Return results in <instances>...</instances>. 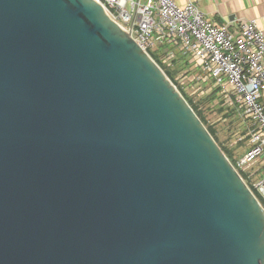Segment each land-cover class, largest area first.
<instances>
[{"label":"water","instance_id":"water-1","mask_svg":"<svg viewBox=\"0 0 264 264\" xmlns=\"http://www.w3.org/2000/svg\"><path fill=\"white\" fill-rule=\"evenodd\" d=\"M0 264H264V207L95 0H0Z\"/></svg>","mask_w":264,"mask_h":264},{"label":"built area","instance_id":"built-area-1","mask_svg":"<svg viewBox=\"0 0 264 264\" xmlns=\"http://www.w3.org/2000/svg\"><path fill=\"white\" fill-rule=\"evenodd\" d=\"M95 1L148 54L164 45L161 64L183 55L187 64L176 79L189 75L195 85L210 83L216 89L212 102L235 110L246 129L237 139L244 151L232 165L264 207V34L256 21L215 23L193 2Z\"/></svg>","mask_w":264,"mask_h":264},{"label":"rangeland","instance_id":"rangeland-1","mask_svg":"<svg viewBox=\"0 0 264 264\" xmlns=\"http://www.w3.org/2000/svg\"><path fill=\"white\" fill-rule=\"evenodd\" d=\"M177 77V76H176ZM175 82L180 90L189 98L194 101L203 102L207 96H210V93L216 90L213 86H210V83L203 85H195L191 82V77L189 75L183 79H176ZM176 86V87H177ZM197 87H200L197 90ZM201 115L205 119V126L213 128L216 132V137L218 144L225 146L228 149L233 150V156L230 158H238L242 155L244 151L245 144L240 145L242 142L238 141V137H241V132L245 131L246 124L240 120V118H225L222 116V112L225 110L222 107H219L215 102L207 100L199 105ZM221 109V110H219Z\"/></svg>","mask_w":264,"mask_h":264},{"label":"crops","instance_id":"crops-1","mask_svg":"<svg viewBox=\"0 0 264 264\" xmlns=\"http://www.w3.org/2000/svg\"><path fill=\"white\" fill-rule=\"evenodd\" d=\"M183 6L193 2L215 23L229 22L235 19L255 20L264 34V0H175Z\"/></svg>","mask_w":264,"mask_h":264},{"label":"trees","instance_id":"trees-1","mask_svg":"<svg viewBox=\"0 0 264 264\" xmlns=\"http://www.w3.org/2000/svg\"><path fill=\"white\" fill-rule=\"evenodd\" d=\"M164 47V45H161L156 52L154 53H149V55L152 57V59L159 65V67L163 70V72L165 73V75L167 76V78H169L171 80V82L175 85V76L176 74L187 64L186 60L184 58L183 55L178 54L177 57L172 60V62H170V65H164L161 64L160 61L158 60V53L161 51V49ZM177 89L179 90V92L181 93V95L184 97V99L187 101V103L189 104V106L193 109V111L195 112V114L199 117L200 121L204 124L205 126V119L203 118V116L201 115V111L199 108V105H202V103H204L206 100L207 102L211 101L214 97H216V90L212 91L210 93V96L208 95L206 99H204L203 102H196L193 99L187 97L181 90L180 88L177 86ZM221 110V109H219ZM222 116L225 118H235L238 117L237 113L235 112L234 109H227L224 112H222ZM206 127V126H205ZM207 130L209 131V133L211 134V136L214 138V140H217L216 137V132L213 128L211 127H206ZM243 132V131H242ZM218 144V142H216ZM243 143H241L240 145H242ZM219 147L221 148V150L223 151V153L226 155V157L229 159V161L234 164V161L236 160L235 158L233 160H231L230 158L233 156V150L232 149H228L223 145L218 144Z\"/></svg>","mask_w":264,"mask_h":264}]
</instances>
